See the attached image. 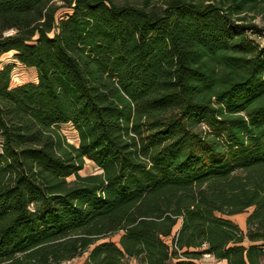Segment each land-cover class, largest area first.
Listing matches in <instances>:
<instances>
[{"label":"trees","instance_id":"16d2710c","mask_svg":"<svg viewBox=\"0 0 264 264\" xmlns=\"http://www.w3.org/2000/svg\"><path fill=\"white\" fill-rule=\"evenodd\" d=\"M261 3L0 0V264H264Z\"/></svg>","mask_w":264,"mask_h":264},{"label":"rangeland","instance_id":"374dc122","mask_svg":"<svg viewBox=\"0 0 264 264\" xmlns=\"http://www.w3.org/2000/svg\"><path fill=\"white\" fill-rule=\"evenodd\" d=\"M165 0H129L131 4H136L138 6H146V7H161ZM195 2H201L206 0H194ZM244 20L242 21L243 24L246 25H254L257 29L255 34L249 33V36L252 40H254L257 44L260 45L261 48H264V3H261L258 6V9L255 11L245 12L241 15ZM6 64H13L14 70L12 75L11 86L16 87L25 83H36L37 82V71L34 68H27L21 65L15 58L13 53L5 54L0 59V69ZM63 132L68 136L70 141H73L74 133L68 128L64 127ZM1 145H2V138L0 137V152H1ZM100 170L97 166L89 161L86 160L84 169L80 172L82 176L94 175L99 174ZM74 180V177L69 178V181ZM253 211V209H249L248 211L234 215L229 217L230 220L235 222L239 225V227L246 231V219L249 214ZM112 241L118 243L120 240V234L113 236ZM166 242L171 245V238H166ZM249 243L246 242L245 245L247 246ZM88 254H84L82 257H79L73 261L71 264H84ZM217 259L214 257L211 258H200L198 263L200 264H218ZM126 264H139L135 259H127L125 260Z\"/></svg>","mask_w":264,"mask_h":264},{"label":"built area","instance_id":"2783aa9c","mask_svg":"<svg viewBox=\"0 0 264 264\" xmlns=\"http://www.w3.org/2000/svg\"><path fill=\"white\" fill-rule=\"evenodd\" d=\"M203 257L204 258H211L213 256H211L210 254H205V255H203ZM61 264H71V262L70 261H65V262H62Z\"/></svg>","mask_w":264,"mask_h":264},{"label":"crops","instance_id":"0c3cea01","mask_svg":"<svg viewBox=\"0 0 264 264\" xmlns=\"http://www.w3.org/2000/svg\"><path fill=\"white\" fill-rule=\"evenodd\" d=\"M218 264H226L225 261H218Z\"/></svg>","mask_w":264,"mask_h":264}]
</instances>
